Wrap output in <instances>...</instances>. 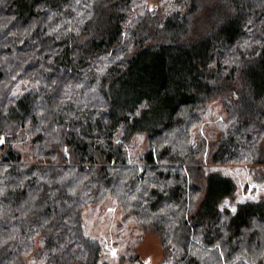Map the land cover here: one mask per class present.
I'll return each mask as SVG.
<instances>
[{"label": "trees", "instance_id": "16d2710c", "mask_svg": "<svg viewBox=\"0 0 264 264\" xmlns=\"http://www.w3.org/2000/svg\"><path fill=\"white\" fill-rule=\"evenodd\" d=\"M162 1L0 0V264H109L83 227L106 203L159 264H264V195L237 201L193 137L221 98L210 162L261 161L264 0Z\"/></svg>", "mask_w": 264, "mask_h": 264}, {"label": "rangeland", "instance_id": "374dc122", "mask_svg": "<svg viewBox=\"0 0 264 264\" xmlns=\"http://www.w3.org/2000/svg\"><path fill=\"white\" fill-rule=\"evenodd\" d=\"M165 5L162 0H149L147 7L162 9ZM202 114V122L194 127L195 136L193 137L194 140L201 137L206 140V146L203 150L206 156H204L201 167L203 171L206 173L208 171H220L233 177L237 185V201L263 196L264 138L259 145L260 155L262 156L261 161L212 164L209 155L212 153L210 148L219 140L223 124L227 120L222 99L212 100ZM145 150H147L145 139L140 136L136 137L128 153V163L138 169L141 165L140 157ZM201 176V179H204L205 173ZM83 227L85 234L101 245L102 259L109 264H129L128 261L120 262V258L127 257L132 253H137L145 264H159L167 257V252L164 250L160 237L153 232H144L136 223L134 217L124 219L123 210L115 203L99 204L86 209L83 217ZM173 252L175 256H178L181 253L180 247L175 245ZM31 257H27L29 264H42L41 261H35Z\"/></svg>", "mask_w": 264, "mask_h": 264}]
</instances>
